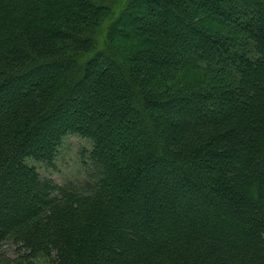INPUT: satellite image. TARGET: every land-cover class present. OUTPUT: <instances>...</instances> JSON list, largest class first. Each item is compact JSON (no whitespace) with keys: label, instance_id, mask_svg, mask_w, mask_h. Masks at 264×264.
I'll return each mask as SVG.
<instances>
[{"label":"trees","instance_id":"obj_1","mask_svg":"<svg viewBox=\"0 0 264 264\" xmlns=\"http://www.w3.org/2000/svg\"><path fill=\"white\" fill-rule=\"evenodd\" d=\"M0 264H264V0H0Z\"/></svg>","mask_w":264,"mask_h":264},{"label":"rangeland","instance_id":"obj_2","mask_svg":"<svg viewBox=\"0 0 264 264\" xmlns=\"http://www.w3.org/2000/svg\"><path fill=\"white\" fill-rule=\"evenodd\" d=\"M90 147V139L71 133L64 137L53 164L34 160H30V162L37 166L41 175L52 177L58 182H64L71 178L83 179L85 172L82 149L89 150Z\"/></svg>","mask_w":264,"mask_h":264}]
</instances>
